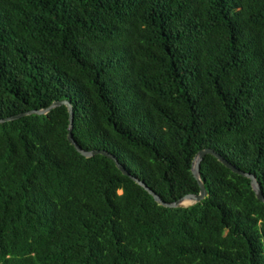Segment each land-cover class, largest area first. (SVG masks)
<instances>
[{
	"label": "trees",
	"instance_id": "1",
	"mask_svg": "<svg viewBox=\"0 0 264 264\" xmlns=\"http://www.w3.org/2000/svg\"><path fill=\"white\" fill-rule=\"evenodd\" d=\"M72 137L165 202L213 149L264 196V0H0V119ZM0 123V264H264V204L207 155L158 205L68 142Z\"/></svg>",
	"mask_w": 264,
	"mask_h": 264
},
{
	"label": "water",
	"instance_id": "2",
	"mask_svg": "<svg viewBox=\"0 0 264 264\" xmlns=\"http://www.w3.org/2000/svg\"><path fill=\"white\" fill-rule=\"evenodd\" d=\"M59 106H65L67 108L68 121H69L68 129H67L68 131L67 140L80 155H82L85 158H91L95 155H102L110 159L111 161L114 162L117 169L123 175L127 176L132 181H134L137 185L142 187L153 198V200L162 207H165L168 209L186 208V207H189V206H192L194 204L201 202L207 196V192L205 190L203 180L201 179V176H200V164L202 160L204 159V157L207 155L214 157L218 162H220L225 168L229 169L231 172L249 179L251 189L254 192L256 199L264 204V196L261 192L259 183L257 182L255 176L236 168L231 163H229L224 157H222L219 153L215 152L213 149H203V150L198 151L193 157L192 162H191V173L197 182V185L199 187V192L197 194H187L183 196L182 198H180L179 200L174 201V202L169 203V202L163 201L157 194H155L150 188H148L142 181L130 175L129 172L126 171V169L118 162V160L113 155L103 150H91V151L83 150L74 141L72 137V132H71L72 122H73V111H72V106L68 101H55L50 106L44 109L27 111V112L21 113L16 116L8 117L6 119H0V123L18 119L22 116H27L31 114L46 115L52 109L59 107Z\"/></svg>",
	"mask_w": 264,
	"mask_h": 264
}]
</instances>
